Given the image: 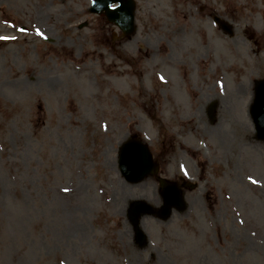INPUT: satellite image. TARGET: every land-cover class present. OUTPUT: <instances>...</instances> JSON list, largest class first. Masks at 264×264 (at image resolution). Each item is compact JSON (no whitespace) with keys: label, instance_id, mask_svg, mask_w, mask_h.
<instances>
[{"label":"rangeland","instance_id":"rangeland-1","mask_svg":"<svg viewBox=\"0 0 264 264\" xmlns=\"http://www.w3.org/2000/svg\"><path fill=\"white\" fill-rule=\"evenodd\" d=\"M90 1L0 0V264H264V0H134L129 38ZM133 136L160 167L135 184ZM159 180L193 186L166 219Z\"/></svg>","mask_w":264,"mask_h":264},{"label":"water","instance_id":"water-1","mask_svg":"<svg viewBox=\"0 0 264 264\" xmlns=\"http://www.w3.org/2000/svg\"><path fill=\"white\" fill-rule=\"evenodd\" d=\"M118 3L117 7L111 9V5ZM133 8L132 0H94L90 8V13L104 14L107 21L116 25L120 30L129 35L134 30L133 26ZM251 108L250 115L253 119L254 128H256L258 138H264V80L256 83L255 99ZM119 167L123 178L129 182L141 181L147 174L157 172L158 166L152 162V155L146 146L137 141H127L119 150ZM163 197L166 206L162 212L166 216L170 208L174 206L181 209V198L171 188H163ZM131 214V222L136 224L135 218L141 212L148 211L145 206L136 205ZM137 241L143 240L142 232L135 228Z\"/></svg>","mask_w":264,"mask_h":264},{"label":"bare ground","instance_id":"bare-ground-1","mask_svg":"<svg viewBox=\"0 0 264 264\" xmlns=\"http://www.w3.org/2000/svg\"><path fill=\"white\" fill-rule=\"evenodd\" d=\"M224 52H225V50H224ZM229 52H230V50H229ZM131 199H132V198H128V199H127V202L130 201Z\"/></svg>","mask_w":264,"mask_h":264},{"label":"snow or ice","instance_id":"snow-or-ice-1","mask_svg":"<svg viewBox=\"0 0 264 264\" xmlns=\"http://www.w3.org/2000/svg\"><path fill=\"white\" fill-rule=\"evenodd\" d=\"M253 183H255V181H253Z\"/></svg>","mask_w":264,"mask_h":264}]
</instances>
